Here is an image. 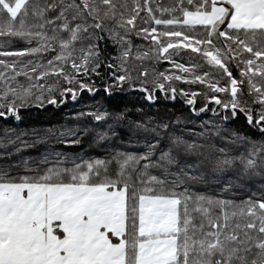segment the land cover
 I'll return each instance as SVG.
<instances>
[{
  "label": "snow or ice",
  "instance_id": "snow-or-ice-1",
  "mask_svg": "<svg viewBox=\"0 0 264 264\" xmlns=\"http://www.w3.org/2000/svg\"><path fill=\"white\" fill-rule=\"evenodd\" d=\"M138 19L143 21L139 28ZM149 23L154 26H144ZM197 27L203 31L193 35ZM134 30L155 45L158 58L171 60L182 49L199 54L204 65L196 67L203 72L186 82L228 93L227 100L211 99L233 118L242 113L248 125L264 135V0H175L156 7L151 0H0V37L38 45L18 52L0 51V56L56 52L48 66L59 63L58 69L53 68L55 75L63 74L69 85L61 95L72 93L73 99L78 90L99 91L94 82L76 76L87 74L89 68L100 75L102 34L107 31L114 42L130 45L126 38ZM84 40L87 45L79 48V56L74 55ZM69 63L74 70L71 75L63 67ZM31 64L28 61L18 69L0 60L11 72L0 71V117L11 114L19 119L20 107L30 100H44L43 91L33 93L36 85L26 87L16 79L21 75L31 79L25 71ZM176 66L189 72L183 64ZM233 67L242 69L239 78L233 75ZM30 71L36 73L37 66ZM49 74L43 69L36 78L42 80ZM111 76L114 82L106 86L101 77L103 90L109 94L129 79L126 70ZM160 76L157 87L161 90L165 81L182 79ZM169 88L174 98L176 89L171 84ZM47 91V102L56 104L53 89ZM245 92L257 109L243 99ZM195 96L192 93L190 105ZM87 115L105 122L112 116L114 123L126 119L124 113L112 115L107 110ZM114 123L107 128L113 130ZM132 131L143 135L142 151L115 150L111 158H80L81 162L71 161L72 167L36 169L34 175L19 177L0 169V264H264V199L242 201L235 210L234 201L194 197L189 191L191 182L204 179L206 168L219 175L239 163L246 175L264 174V141L238 136L252 148L247 155L229 157L206 152L204 145L170 134L166 123L141 122ZM105 140H111L107 131L96 133L97 144ZM215 151L224 153L223 148ZM152 170L159 175H152ZM180 187L183 192L177 191ZM230 207L232 211L225 210Z\"/></svg>",
  "mask_w": 264,
  "mask_h": 264
},
{
  "label": "trees",
  "instance_id": "trees-1",
  "mask_svg": "<svg viewBox=\"0 0 264 264\" xmlns=\"http://www.w3.org/2000/svg\"><path fill=\"white\" fill-rule=\"evenodd\" d=\"M43 2V0H40ZM153 7L158 4L164 6L171 5L175 0H151ZM49 15H53L49 13ZM159 15V13H157ZM145 17V13H141ZM143 21L137 20V28L141 27ZM144 26H154L151 23ZM188 32L187 27L184 29ZM202 29L197 27L193 32L202 33ZM103 39L99 40L101 67L98 69L100 75L89 71L87 74L81 72L76 76L77 80L83 82H94L99 91L88 92L87 89L76 91V98H72V93L61 92L69 87L63 74L59 77L55 75L53 68L60 66L57 62L53 67L48 66V61L57 54L53 51H41L23 57L0 56L9 64H16V67L24 68L28 61L32 64L25 68L29 72V79L23 75L16 77L17 81L24 86L36 85L33 93L39 95L43 91L44 100L42 102H32L31 100L23 107L19 108V119L9 114L0 117V169H7L13 177L23 175H34L36 169L42 172L44 169L54 166L72 167L71 161L81 162L80 158L105 159L111 158L115 150L139 152L143 150V135L133 134L132 129L141 122L152 124L166 123L168 132L172 135L183 136L186 140L205 146V151H211L214 155L239 156L241 153L247 155L252 148V144L236 139V137H246L247 140L260 142L264 141L257 128L248 125L242 113L233 118L229 110L221 108L211 97L216 96L222 100L229 99L228 93H215L207 88V84L199 82L189 83L194 79L195 74H202L203 68L196 65H204V61L199 54L193 53L191 49L176 50L171 60L158 58L155 54V45L143 35H137L135 30L129 33L126 40H130V45L114 42L105 31ZM95 38V37H94ZM87 40L77 44V51L74 55L79 56V48L87 45ZM0 51H24L30 47H37L33 41L28 44L18 38L0 37ZM127 50L128 55L124 56L123 51ZM174 50L170 49L172 53ZM145 52H150L144 56ZM167 55V54H165ZM112 64L113 68L106 67ZM183 64L189 68L188 73H184L176 65ZM122 65V67H121ZM32 66H37V72L30 71ZM42 66V67H41ZM64 72L69 75L74 70L70 63L63 65ZM47 69L49 75L44 79H37V73ZM127 72L128 80L122 88L110 90V94L102 87L101 77L107 83H113L112 72L117 75ZM233 75L239 78L242 69L233 67ZM0 71L7 75L11 72L0 65ZM146 73V75H145ZM164 77L181 76V80L172 79L165 81L164 89L157 87V81L161 80L160 74ZM215 78V77H214ZM221 85H225L226 78L221 79ZM169 84L176 89L175 97L169 88ZM53 89L51 95L57 100L56 104L47 102L50 95L47 89ZM72 87L77 88L75 81ZM246 88V86H245ZM142 89H147L144 91ZM188 93L185 96L184 93ZM194 97V105H190L188 100ZM151 95L152 99H148ZM241 96L238 93V97ZM253 109L258 106L252 104V98L246 92L243 94ZM201 108H206L201 112ZM107 110L110 114L124 113L126 119L114 123L112 116L105 121H95L87 113ZM84 115H81V114ZM228 115L225 120L224 116ZM108 123H114V129L107 128ZM88 129V131H85ZM107 131L111 140H105L97 144L96 133ZM116 135H113L112 132ZM204 133L203 136L198 135ZM219 133V135H217ZM63 134V135H62ZM79 139V143H72ZM15 141L14 144L8 143ZM23 142H26V145ZM19 147V152L15 149ZM224 149V153L216 152V149ZM63 162V163H58ZM115 165H113V168ZM152 175H159L156 170L151 171ZM136 186L139 188V178L134 177ZM145 181L147 178H144ZM227 189V190H226ZM183 192V187L177 189ZM190 193L205 195L220 200L234 201L238 206L242 201L251 199L259 201L264 199V174L249 176L243 172L242 167L237 163L234 167L227 169L222 174H215L211 168L204 171L202 181L191 182ZM232 211L230 207L225 209ZM219 213V209L215 210Z\"/></svg>",
  "mask_w": 264,
  "mask_h": 264
}]
</instances>
